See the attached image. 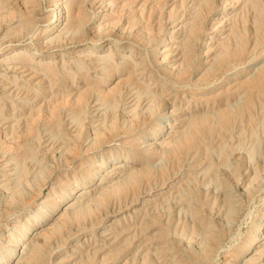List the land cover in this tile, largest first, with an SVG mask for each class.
<instances>
[{"label":"rangeland","instance_id":"obj_1","mask_svg":"<svg viewBox=\"0 0 264 264\" xmlns=\"http://www.w3.org/2000/svg\"><path fill=\"white\" fill-rule=\"evenodd\" d=\"M263 237L264 0H0V264H264Z\"/></svg>","mask_w":264,"mask_h":264},{"label":"bare ground","instance_id":"obj_2","mask_svg":"<svg viewBox=\"0 0 264 264\" xmlns=\"http://www.w3.org/2000/svg\"><path fill=\"white\" fill-rule=\"evenodd\" d=\"M58 20V19H57ZM63 19L61 18V21H62ZM60 21V20H59ZM182 23V22H181ZM181 23H178L177 25H180ZM216 24V23H215ZM53 27H57V26H59V24L58 23H56V20L54 21V23H53V25H52ZM181 29V27L180 28H178V29H176L175 31H172L171 32V35L169 36V38L170 39H172V40H168V41H166V42H163V44H162V47H161V54L164 56V58H166V60L168 61V60H170V59H172L171 61H170V63H174L175 61H176V59H175V55H173V52H174V50H173V48H172V46H173V44L175 45V44H177L178 43V39H179V30ZM223 33V32H222ZM87 48H96V46H94V45H90L89 47H87ZM176 48V47H175ZM86 52V48H82V49H79L78 50V54L79 55H83L84 53ZM17 67V66H16ZM20 74V73H19ZM24 74V73H23ZM28 77V76H27ZM197 126V125H196ZM80 194V193H79ZM80 195H82V194H80ZM80 195H78L79 197H80ZM78 199V198H77ZM262 239H264V237L262 238Z\"/></svg>","mask_w":264,"mask_h":264}]
</instances>
